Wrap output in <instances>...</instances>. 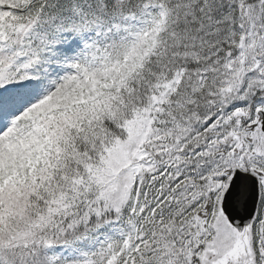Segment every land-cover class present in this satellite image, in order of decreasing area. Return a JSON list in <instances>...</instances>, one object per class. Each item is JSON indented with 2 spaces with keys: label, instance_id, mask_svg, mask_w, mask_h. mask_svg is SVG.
Instances as JSON below:
<instances>
[{
  "label": "snow or ice",
  "instance_id": "obj_1",
  "mask_svg": "<svg viewBox=\"0 0 264 264\" xmlns=\"http://www.w3.org/2000/svg\"><path fill=\"white\" fill-rule=\"evenodd\" d=\"M0 264H264V0H0Z\"/></svg>",
  "mask_w": 264,
  "mask_h": 264
}]
</instances>
